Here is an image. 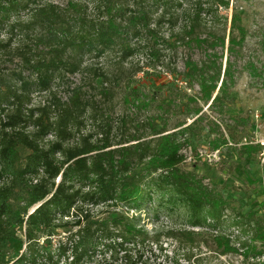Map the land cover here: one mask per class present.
<instances>
[{"label":"trees","instance_id":"obj_1","mask_svg":"<svg viewBox=\"0 0 264 264\" xmlns=\"http://www.w3.org/2000/svg\"><path fill=\"white\" fill-rule=\"evenodd\" d=\"M230 4L67 0L61 6L51 0H0V59L20 63L10 72L0 71V264H95L97 255L104 264H143L149 233L137 213L155 199L165 204L169 216L182 211L190 229L169 233L178 242L209 236L223 255H264V218L246 216L202 177L181 167L186 161L183 148L199 135L204 114L199 101L226 115L232 100V56L242 49L246 29L234 9L226 45L228 19L221 9L231 11ZM167 23L177 42L204 51L201 61L187 58L182 73L168 66L186 85L197 84L201 98L184 94L187 101L167 102L186 111V118L172 128L153 119H135L130 132L128 114L115 122L98 103L114 100V86L130 57L141 52L159 60L161 45L173 49L174 44L160 36ZM113 54L119 55L117 74L85 64L87 56ZM140 71L133 69L132 76ZM77 73L91 76L90 88L69 86L67 98L58 96L56 83ZM36 92L48 100L31 107ZM133 93L138 108L149 105L137 90ZM124 101L129 103L130 97ZM232 119L236 124L243 121ZM88 121L93 129L85 132ZM146 130L148 135H142ZM118 134L121 139L115 142ZM19 148L28 152L25 158ZM262 149L247 145L244 152L253 155ZM97 208L110 214L104 222H94ZM56 229L76 231L52 251L50 241L41 244L40 239ZM19 231H24L28 247L8 260L5 249Z\"/></svg>","mask_w":264,"mask_h":264},{"label":"rangeland","instance_id":"obj_2","mask_svg":"<svg viewBox=\"0 0 264 264\" xmlns=\"http://www.w3.org/2000/svg\"><path fill=\"white\" fill-rule=\"evenodd\" d=\"M61 6L67 4V0H51ZM231 11L221 9V13L227 17L226 45L230 31V21L234 9L238 10L242 18V24L246 29V41L232 60L235 64V84L231 89L232 100L228 104L226 115H221L217 110H211L209 105L203 106V119L199 124V135L191 138L182 153L186 161L182 169L195 172L202 177L204 183L221 193L232 205L248 217L264 218V0H231ZM91 11V10H90ZM180 23L175 27L178 32ZM171 26L165 24L160 29V36L174 44L173 49H167L161 45L159 60L149 58L144 53H137L124 62L125 71L115 84L114 100L108 104L98 103L102 109H108L111 119L118 121L123 114L130 116L127 128L133 132L135 119L143 121L155 120L162 125L167 123L173 127L176 123L186 118L185 108L169 106L167 102L186 100L184 94L201 98L200 88L197 84L186 85L181 77L169 73V67L174 65L179 72H184L185 61L192 57L196 61L204 59V51L196 47H188L177 42L176 36L171 37ZM221 51V48H219ZM228 53L224 50V67ZM119 55H95L85 58L86 65L97 68L105 67L117 74L119 70ZM20 63L17 59H0V71L10 72L17 69ZM169 66V67H168ZM141 71L132 76L133 69ZM90 75L77 73L68 75L64 83H56L54 91L58 96L67 98L69 86L83 85L89 87ZM90 78V79H89ZM100 80L95 82L98 85ZM138 91L141 100L149 102L147 107L138 108L134 104V93ZM96 95V93H92ZM125 96L130 97V102L124 101ZM48 95L34 93L31 107L46 104ZM98 101H101L97 97ZM171 110V112H170ZM233 117L243 119L236 124ZM4 116L0 115V121ZM195 119V118H194ZM187 119L188 124L193 120ZM134 120V121H133ZM32 130V128H30ZM93 129L91 121L86 123L85 132ZM142 135H148V131H141ZM121 139V134L115 138V142ZM227 144L221 145L223 141ZM247 145L261 146L262 150L249 155L244 152ZM22 158L28 154L23 148H19ZM103 208L94 210V222H104L110 214ZM153 211L158 212L154 215ZM142 212V213H141ZM137 213L149 233L148 241L144 248L143 264H264L263 256L251 254L246 257L241 254H222L212 238L206 236L194 243L178 242L169 233L172 230L188 228L185 225L182 211L176 210L168 215L165 204L161 205L159 199L143 206ZM201 231L200 229H193ZM70 229H56L47 232L40 239L41 244L50 241L49 248L57 251L61 245L68 242ZM28 244L24 237V231L17 233L11 246L5 249L8 260H15L17 254L26 251ZM95 264H104L101 255L94 257Z\"/></svg>","mask_w":264,"mask_h":264}]
</instances>
